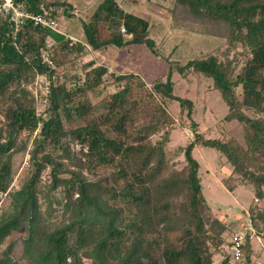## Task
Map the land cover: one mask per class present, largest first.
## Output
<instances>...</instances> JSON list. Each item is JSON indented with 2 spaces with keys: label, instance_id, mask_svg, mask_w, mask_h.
I'll return each instance as SVG.
<instances>
[{
  "label": "trees",
  "instance_id": "1",
  "mask_svg": "<svg viewBox=\"0 0 264 264\" xmlns=\"http://www.w3.org/2000/svg\"><path fill=\"white\" fill-rule=\"evenodd\" d=\"M16 1L57 20L74 10L70 0ZM173 2L174 22L203 26L226 43L224 51L177 67L183 76L212 79L228 106L216 125L223 138L208 139L190 122L194 136L181 149L180 169L166 151L178 122L167 102L179 101L188 119L195 106L174 95L172 73L150 86L134 73L116 75L119 89L99 107L88 95L100 87L107 67L86 63L85 77L76 70L78 59L108 47L139 44L157 53L148 20L116 0H102L84 24L81 43L32 23L17 29L0 19V204L6 195L12 206L0 212V246L26 230L22 255L13 256L11 242L0 264H214L218 254L223 258L217 264L227 263L222 249L230 226L204 196L194 150L221 152L233 167L223 180L226 189L250 184L264 201V0ZM44 50L53 53L62 75L43 62ZM238 55L245 58L240 70ZM37 73L51 79L41 117L30 90ZM234 122L242 127L241 139L225 131ZM31 141L28 173L13 190L14 158L28 152ZM46 174L49 182L43 184ZM249 214L262 235L264 205L254 204ZM244 252L245 264H255L259 255L250 242Z\"/></svg>",
  "mask_w": 264,
  "mask_h": 264
},
{
  "label": "rangeland",
  "instance_id": "2",
  "mask_svg": "<svg viewBox=\"0 0 264 264\" xmlns=\"http://www.w3.org/2000/svg\"><path fill=\"white\" fill-rule=\"evenodd\" d=\"M127 12L134 13L148 20L151 24L150 38L156 42L157 53H154L146 45L133 44L127 48L108 47L102 51H90L88 55L78 59L77 72L85 77L86 71L82 67L89 62H93L91 67L105 66L108 72L102 78V83L97 90L89 93L91 102L96 106H101L110 95L118 89L114 82L116 75L134 73L145 80L149 86L152 82L161 79L166 81L172 73V81L175 84L174 95L193 101L195 110L191 119L185 115L181 116L180 102L177 100L168 101L167 106L171 115L178 121L176 127L169 134V142L166 151L169 159L177 168H182L184 155L181 149L188 146L194 136V131L189 128L190 122L194 121L199 126V132L205 134L208 139L223 138L222 129L216 125L221 122L228 113V106L224 102L219 91L213 90V80L200 75L189 74L183 76L177 67L184 66L188 62L207 57L210 54L224 51L226 43L224 39L208 34L203 26L189 25L186 23L174 22L171 16L173 0H116ZM73 5L72 15H62L58 22V32L70 37L75 42H85L84 24L95 12L102 0H70ZM89 48V47H88ZM89 50H91L89 48ZM50 53L53 60V53ZM241 52V50H239ZM235 56L232 53V56ZM239 70L245 62V58L240 57ZM44 58V57H43ZM44 60V59H43ZM55 64V62H54ZM56 66V64H55ZM62 75V70L56 66L54 69ZM55 79V77H53ZM48 82V83H47ZM48 87V90H47ZM30 90L35 98L37 116H45L49 97L51 93V79L49 74L37 73ZM40 128L35 132V136ZM227 134L236 138H242V127L234 122L227 126ZM26 138V136L24 137ZM160 136L154 138L159 140ZM32 148V141L29 144L28 152L20 153L14 158L15 180L12 189L20 187V183L26 177L29 169V151ZM78 145H74L75 150H79ZM194 156L200 163V175L202 178L203 193L213 212L224 222L230 224L238 221L236 226L229 231L240 232L242 224L248 222L250 207L254 205L255 192L250 184H240L230 192L224 186L223 180L228 179L233 172V167L227 158L216 149L210 147H199L194 150ZM43 178V184L48 183V175ZM237 179L234 176L233 179ZM238 180V179H237ZM61 195H58L60 197ZM47 205L43 202V208ZM10 199L4 195L0 204V212H11ZM229 232V233H231ZM226 234V244L223 246L222 254H227L229 248V236ZM26 235L25 228L12 233L6 242L0 246V253L11 243L16 242L13 256L19 258L23 252L22 238ZM259 235V234H258ZM264 244V232L259 235ZM257 241L251 245L259 255L256 262L264 264V247ZM218 254L215 263L223 256ZM254 261V262H255ZM214 263V264H215Z\"/></svg>",
  "mask_w": 264,
  "mask_h": 264
},
{
  "label": "built area",
  "instance_id": "3",
  "mask_svg": "<svg viewBox=\"0 0 264 264\" xmlns=\"http://www.w3.org/2000/svg\"><path fill=\"white\" fill-rule=\"evenodd\" d=\"M0 19L10 21L17 29L28 23H32L35 26H40L58 32L59 22L57 19L53 18L48 11H45L43 14H33L28 10L26 4L17 2L16 0H0ZM43 57V62L47 64L50 69L54 70L56 66L50 59V53H45ZM39 74L41 75L42 73ZM254 204L264 205V201H261L259 198H255ZM242 225V230L240 232L230 233V245L227 252L228 260L226 264H245V246L249 242L251 243L255 241L261 245L263 244L262 239L253 226L249 213L248 222ZM215 264H217V262ZM255 264L262 263L256 262Z\"/></svg>",
  "mask_w": 264,
  "mask_h": 264
},
{
  "label": "crops",
  "instance_id": "4",
  "mask_svg": "<svg viewBox=\"0 0 264 264\" xmlns=\"http://www.w3.org/2000/svg\"><path fill=\"white\" fill-rule=\"evenodd\" d=\"M236 223H237V224H239V223H238V221H236ZM236 223H235V221H234V222H232V223H230V224H229V226H230V229H232V230H233V228L236 226ZM231 233H232V232H231Z\"/></svg>",
  "mask_w": 264,
  "mask_h": 264
}]
</instances>
